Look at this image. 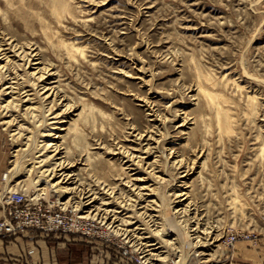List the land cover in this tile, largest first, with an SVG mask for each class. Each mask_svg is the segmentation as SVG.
Here are the masks:
<instances>
[{"label": "rangeland", "instance_id": "374dc122", "mask_svg": "<svg viewBox=\"0 0 264 264\" xmlns=\"http://www.w3.org/2000/svg\"><path fill=\"white\" fill-rule=\"evenodd\" d=\"M2 36L35 48L52 68L66 98L51 110L72 106L59 131L50 103L35 94L0 107V220L9 191L18 189L70 215L89 212L95 236L0 235V264H232L239 244H260L264 0H0ZM13 98L0 94V105ZM56 131L70 160L80 159L73 167L79 183L64 182L77 187L59 200L38 189L44 182L28 165ZM141 134L153 137L155 152L128 168L121 156ZM178 156L188 164L185 177L186 168L169 161ZM138 182L154 184L151 196L138 197ZM89 189L99 199L79 210ZM110 199L120 215L137 217L114 220L101 205ZM243 230L258 233L259 242L227 243L230 231Z\"/></svg>", "mask_w": 264, "mask_h": 264}, {"label": "bare ground", "instance_id": "6f19581e", "mask_svg": "<svg viewBox=\"0 0 264 264\" xmlns=\"http://www.w3.org/2000/svg\"><path fill=\"white\" fill-rule=\"evenodd\" d=\"M78 46L79 45H77V47ZM77 50L83 52V50H81L79 48H77ZM34 51H35V48L34 49L30 48L27 51L24 48V46H21L20 44L19 45L18 44H14L13 42L9 41L4 36H2L0 38V86H2L1 89H0V94L11 95V96L14 95L13 99H10V100L6 101L5 104H1L0 107L8 108L9 106H11L12 103H15L14 102L15 97L18 96V95H21V94H24V96L27 98L24 101H31L33 99V98H31V96H33L35 94V95L39 96L40 99L43 102L48 101L50 103V106H49V110L51 111L50 114H53L52 118L56 119V120H54V122H51V123L53 124V129H56V130L59 131V130L62 129V125L66 121L65 118H64L65 116H63V115H64V113H65V111L67 109L71 108L72 104L70 102L69 103L68 102L65 103L64 105L66 107L60 112H56V110H53V111L51 110V109H53L54 106H57V105H59L62 102L61 99H63V98L65 99L66 97H65V95L64 96L60 95L61 94V92H60L61 89H60V87L58 89V86H57L58 84L55 85L56 80L55 79H50V76L54 74V72L51 71L52 68H50V66L41 65L42 62L39 60L41 57L39 56V53L37 51L36 52H34ZM35 55H38V58H36L37 60H35L33 64H36L37 66L33 69V71H30L28 67L31 66L30 65L31 57H34ZM15 58H17V59H15ZM21 59H23V61L21 63H19L18 60H21ZM26 60H27V63H26ZM25 65H27V66L24 67ZM16 66H18L17 67L18 69L20 67H24L25 71L23 73H21V74L14 72V69L16 68ZM29 76L32 77V79L28 78ZM28 86H31V88L27 89ZM199 89H200V87H199ZM31 90H35V91L31 93L30 92ZM208 94H209L211 99H214L215 95L213 93L208 92ZM51 97H53V98L50 100ZM20 98L23 99V97H20ZM251 100L254 102L255 97H251ZM48 102H46V103H48ZM29 107L31 109H33L31 104H30ZM7 110H10V109H7ZM230 118H231L230 116H226L225 120L226 121H230ZM219 120H221V117H219ZM186 123H187V120L185 118H183V123H181V124L179 123L180 124L179 126L183 127V126L186 125ZM58 131H56L54 133V137L51 140L46 141L44 143L43 147L40 148L39 151H38L39 155L35 156L36 158L33 159L32 161H30L28 165L30 166V168H29L30 171H33V172L36 173V176L38 177V180L37 179L36 180L38 182L42 181L41 184H43V182H44V186L41 187V188H38V189L50 190L52 192L53 196H57L58 200H59V199H63L64 195L72 193L74 188L77 187V186H75V187L74 186H70V184L66 185V184H64V182L70 180V182H68V183H76L77 181L79 183V180H76L77 173L73 170V167L78 163V161L80 159L77 158L75 160H70V158L68 156L69 150L65 151V152L63 151L64 147H63V144L61 142L62 141L61 136H60L61 134H58ZM75 133H76V131H75ZM152 139H153L152 136H150L149 138L146 139L145 136L141 134L138 137V139H137L138 141L135 142L136 144L133 146V148L127 150L121 156V157H123V159H126L124 164H127L128 168L132 164L133 165H137V167H139V165H141V163H142V161L144 159L142 157L143 153L146 154V156L147 155L149 156L150 154H152V152H155V151H153L154 147L152 146V142L149 141V140H152ZM145 141L147 143H145ZM263 150H264V147H263ZM47 152H49L50 154L47 153ZM173 155H175V154H173ZM49 158L52 159V162L47 164L46 162L48 161ZM176 158H179V156L176 157ZM128 161H129V163H127ZM169 161L172 162V164H175L176 167H178L180 169L186 168V169H184L182 171L179 170L181 173H185L184 175L180 174V175H182V177H185L189 173L188 164L186 165V163H185L183 158L173 159V160H169ZM133 169H136V168H131L130 170H133ZM134 173H136V172H134ZM135 179L139 180V179H142V177L135 178ZM75 180H76V182H75ZM29 183H31V182H29ZM153 185L154 184H150V185L143 184L142 185V184L139 183V185L136 186L137 189H138V193H137L138 197L143 200V195L146 194L148 196L149 195L151 196V193L154 191L153 187H155ZM183 186H185V185H183ZM12 188H14V187H12ZM186 190H187V188H186ZM91 191H93V189H89V192H87L85 197H83L85 199V201L83 199H79L78 200L77 208L79 210H82L86 206L93 207L94 203L99 199V197H98L99 195L97 196V194H95V192H91ZM145 191H149V193L148 192L145 193ZM184 194H185V192L183 191L182 193H180V194L178 193L177 195H184ZM185 199H187V198H185ZM150 201L153 202L154 200H150ZM70 202H71V199L67 200V201H62L61 204H68ZM101 205L104 206L107 209V212H108V214H110L111 217H114V220L119 221V219H121V221H123L125 224H128V222L130 224L131 221H129V219H133V218L137 217L134 214H129V215L125 216V217L120 215L123 210L118 209V206L109 207V206L112 205L111 199L108 200V201H104L103 200ZM142 205H144V204H142ZM65 207H67V205ZM98 209L99 210L103 209V207L102 208L98 207ZM90 215L91 214L88 212V213H85V214H80L79 217L86 219V218H89ZM126 217H128V218H126ZM132 223H135V222H132ZM111 224H112V222H111ZM120 224L122 225V223H120ZM114 226H113V224L110 226L111 228L114 227V228H112V230H114V231H116L117 229L118 230L121 229V228L118 227V225H114ZM142 227H144V226H142ZM135 229H139V227L137 226ZM214 231H212V229H211L210 233H213ZM142 235H140V236H142ZM208 236L212 237V235H210V234H208ZM147 238H148V236H147ZM142 239H144V238H142ZM155 244L156 243H150L149 245L151 246V245H155Z\"/></svg>", "mask_w": 264, "mask_h": 264}, {"label": "built area", "instance_id": "2783aa9c", "mask_svg": "<svg viewBox=\"0 0 264 264\" xmlns=\"http://www.w3.org/2000/svg\"><path fill=\"white\" fill-rule=\"evenodd\" d=\"M4 218L0 220V235L12 236L29 229H37L47 233L79 234L95 236L94 225L90 220L70 215L64 210H55L53 206L44 205L38 197H28L18 189H12L7 196ZM227 243L234 245L239 240L259 242V234L249 231H230ZM124 254L129 251L124 247ZM143 258V256L140 255Z\"/></svg>", "mask_w": 264, "mask_h": 264}, {"label": "crops", "instance_id": "0c3cea01", "mask_svg": "<svg viewBox=\"0 0 264 264\" xmlns=\"http://www.w3.org/2000/svg\"><path fill=\"white\" fill-rule=\"evenodd\" d=\"M76 238H73L75 240ZM232 264H264V238L258 246L249 247L243 243L234 248ZM73 264H82L77 262Z\"/></svg>", "mask_w": 264, "mask_h": 264}]
</instances>
